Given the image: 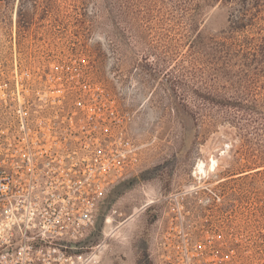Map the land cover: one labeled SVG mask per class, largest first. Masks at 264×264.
<instances>
[{
  "label": "rangeland",
  "instance_id": "obj_1",
  "mask_svg": "<svg viewBox=\"0 0 264 264\" xmlns=\"http://www.w3.org/2000/svg\"><path fill=\"white\" fill-rule=\"evenodd\" d=\"M18 8L0 1V128L17 98L101 94L103 111L117 110L138 146L103 205L93 238L103 241L99 264H264V77L203 79L180 37L119 35L104 16L85 31L68 4L55 20L39 9L19 31ZM225 26L220 6L199 23L208 35ZM217 102L254 110L241 115Z\"/></svg>",
  "mask_w": 264,
  "mask_h": 264
},
{
  "label": "built area",
  "instance_id": "obj_2",
  "mask_svg": "<svg viewBox=\"0 0 264 264\" xmlns=\"http://www.w3.org/2000/svg\"><path fill=\"white\" fill-rule=\"evenodd\" d=\"M103 106L83 92L17 98L0 128V264H99L103 205L138 150Z\"/></svg>",
  "mask_w": 264,
  "mask_h": 264
},
{
  "label": "trees",
  "instance_id": "obj_3",
  "mask_svg": "<svg viewBox=\"0 0 264 264\" xmlns=\"http://www.w3.org/2000/svg\"><path fill=\"white\" fill-rule=\"evenodd\" d=\"M64 4L72 7L65 12L85 31H91L94 20L104 16L111 31L119 35L142 38L150 32H167L180 37L187 41V63L198 64L203 79L251 81L264 77V0H18L19 31L31 28L39 9L41 18H60ZM215 6L224 8L226 26L216 35H208L200 31L199 23ZM29 7L32 12L26 9ZM174 56L168 57L172 63ZM215 105L228 106L241 115L254 110L244 102Z\"/></svg>",
  "mask_w": 264,
  "mask_h": 264
},
{
  "label": "bare ground",
  "instance_id": "obj_4",
  "mask_svg": "<svg viewBox=\"0 0 264 264\" xmlns=\"http://www.w3.org/2000/svg\"><path fill=\"white\" fill-rule=\"evenodd\" d=\"M213 163L210 165V167L211 168H213ZM198 169H199V171H201V172H204V166H203V163L202 162H199L198 163ZM150 201V200H149ZM150 203V202H149ZM132 217V216H131ZM108 221V220H107ZM110 221V220H109ZM107 235V234H106Z\"/></svg>",
  "mask_w": 264,
  "mask_h": 264
},
{
  "label": "flooded vegetation",
  "instance_id": "obj_5",
  "mask_svg": "<svg viewBox=\"0 0 264 264\" xmlns=\"http://www.w3.org/2000/svg\"><path fill=\"white\" fill-rule=\"evenodd\" d=\"M123 179H124V178H123ZM123 179H122V180H123ZM122 180H121V181H122ZM118 183H119V182H118ZM118 183H117V184H118ZM208 243H214V242H208ZM213 264H217V263L214 262Z\"/></svg>",
  "mask_w": 264,
  "mask_h": 264
},
{
  "label": "crops",
  "instance_id": "obj_6",
  "mask_svg": "<svg viewBox=\"0 0 264 264\" xmlns=\"http://www.w3.org/2000/svg\"><path fill=\"white\" fill-rule=\"evenodd\" d=\"M101 258V257H100Z\"/></svg>",
  "mask_w": 264,
  "mask_h": 264
}]
</instances>
